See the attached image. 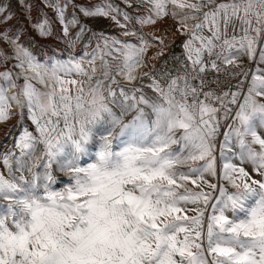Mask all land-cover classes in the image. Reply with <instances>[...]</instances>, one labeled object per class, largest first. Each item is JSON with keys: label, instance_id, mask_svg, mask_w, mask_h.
Wrapping results in <instances>:
<instances>
[{"label": "snow or ice", "instance_id": "obj_1", "mask_svg": "<svg viewBox=\"0 0 264 264\" xmlns=\"http://www.w3.org/2000/svg\"><path fill=\"white\" fill-rule=\"evenodd\" d=\"M122 2L40 0L82 43L41 60L29 29L54 21L0 0V123L20 125L0 153V264H264V0ZM167 18L187 39L157 70L168 45L143 29Z\"/></svg>", "mask_w": 264, "mask_h": 264}, {"label": "rangeland", "instance_id": "obj_2", "mask_svg": "<svg viewBox=\"0 0 264 264\" xmlns=\"http://www.w3.org/2000/svg\"><path fill=\"white\" fill-rule=\"evenodd\" d=\"M77 3V0H75ZM34 3L37 4V6L40 8V12L37 13V9L34 8L32 12L33 19H36L38 17H42L44 14H47L49 19L53 20V29H54V35L48 38L40 37L36 34L35 31L32 29H29L28 33V39L34 40V43L30 45L31 50L41 59V60H47L49 56H52L54 54H59L61 50H64V57H66L67 49L69 48L67 44L64 43L62 39H58V36H62V33L60 31V25L58 23H55V15L52 12L51 9L45 8L41 3L40 0H35ZM99 0H81L82 5H94L98 4ZM115 4L119 5L121 8H124V4L122 0H115ZM128 12L132 13L133 15H136V13L133 12V8L126 9ZM72 12L71 7L68 9L69 16ZM142 14V11L141 13ZM79 16V14H78ZM81 21L91 28L93 31L99 33L104 32L116 37H119L120 39H130V37H123L121 34V29H119L111 20L104 19V18H96V19H89L85 18L83 16H79ZM132 25H130L131 27ZM136 27H139L136 25ZM176 22L170 18L165 19L164 21L158 22L154 26H146L143 31H156L161 36L165 37V42L168 45L165 56L163 57H157L154 61L155 67L157 70H160L162 67H164V61L172 59L173 56H182L183 54V43H184V36H182L180 33L176 31ZM73 31H75L73 29ZM68 47V48H67ZM82 43L78 42L75 45V48L73 51H75L77 54L81 52ZM155 49H149L148 58H151L154 55ZM251 63V64H250ZM249 65L246 66V68L252 69V62H250ZM245 65V64H243ZM0 71H3V65L0 64ZM124 83V81H121ZM149 81L147 78H145L144 83L147 84ZM39 87V85H38ZM235 90V89H234ZM146 92L151 95L150 90L145 89ZM11 95V91L8 93ZM25 125H27L29 122L25 121ZM15 126V127H14ZM9 130H11V135H9ZM20 130V125L18 123L17 117L12 118V122L4 127L0 128V153L3 152L5 148L10 149L12 147L13 143V137L16 136L17 132ZM67 182V177L61 176L58 178V183L55 185L56 188H60L63 186L64 183ZM3 209H0V212H2Z\"/></svg>", "mask_w": 264, "mask_h": 264}, {"label": "built area", "instance_id": "obj_3", "mask_svg": "<svg viewBox=\"0 0 264 264\" xmlns=\"http://www.w3.org/2000/svg\"><path fill=\"white\" fill-rule=\"evenodd\" d=\"M251 62V61H250ZM249 62V63H250ZM249 63H247V65H249ZM251 64V63H250ZM247 65H243L241 64L242 67L246 68ZM223 67V66H222ZM233 69L229 68V71H232ZM241 79V77L237 76L235 78L228 76L226 74H222L219 77V87L221 88H228L230 86H233L235 84H237V82ZM208 81H209V85L213 88L217 87V80L216 77L213 73L209 72L208 73ZM234 90V89H233Z\"/></svg>", "mask_w": 264, "mask_h": 264}, {"label": "bare ground", "instance_id": "obj_4", "mask_svg": "<svg viewBox=\"0 0 264 264\" xmlns=\"http://www.w3.org/2000/svg\"><path fill=\"white\" fill-rule=\"evenodd\" d=\"M34 1H35V0H34ZM5 2H7V0H5ZM101 2H102V0H99V3H101ZM111 2L115 4V0H111ZM77 3H81V0H77ZM78 14H79V13H78ZM123 37H125V36H123ZM67 46H68V45H67ZM67 48H68V47H67ZM70 50L73 51V49H69V48H68V49H67V54H68V52H69ZM178 57H179V56H178ZM167 61H168L167 67H168L169 69H171L172 66H173L174 61H173L172 59H169V60H167ZM11 93H12V91H11ZM11 122H12V119L8 120V121L5 122V123H0V128L9 125Z\"/></svg>", "mask_w": 264, "mask_h": 264}, {"label": "crops", "instance_id": "obj_5", "mask_svg": "<svg viewBox=\"0 0 264 264\" xmlns=\"http://www.w3.org/2000/svg\"><path fill=\"white\" fill-rule=\"evenodd\" d=\"M186 39H187V37L184 36V41ZM260 47H264V44L260 45ZM258 58H259V48L257 49V61H258ZM241 60H242V64H245V65H247V63H249L250 61L252 62V60H249L246 56L242 57ZM255 69H256V61H253L252 70L255 71Z\"/></svg>", "mask_w": 264, "mask_h": 264}]
</instances>
